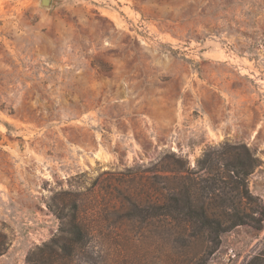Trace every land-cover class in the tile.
I'll list each match as a JSON object with an SVG mask.
<instances>
[{
  "label": "rangeland",
  "instance_id": "obj_1",
  "mask_svg": "<svg viewBox=\"0 0 264 264\" xmlns=\"http://www.w3.org/2000/svg\"><path fill=\"white\" fill-rule=\"evenodd\" d=\"M233 146L259 218L264 0H0V264H248L159 207Z\"/></svg>",
  "mask_w": 264,
  "mask_h": 264
},
{
  "label": "trees",
  "instance_id": "obj_2",
  "mask_svg": "<svg viewBox=\"0 0 264 264\" xmlns=\"http://www.w3.org/2000/svg\"><path fill=\"white\" fill-rule=\"evenodd\" d=\"M228 149L220 154H215L210 149L204 152L196 163L197 172L194 173L204 176L201 181L191 180L188 187L182 185L177 192L172 191L165 204L159 206L167 215L173 213L191 227L206 231L212 241L217 240L222 232L238 226L248 225L259 230L264 221L263 212L258 213L259 218L250 214L252 200L246 187V178L259 166V161L245 146H233ZM226 151L231 152V160H222L223 171L227 172V177L223 179L213 167L219 163L215 157L221 161ZM198 192L200 199L197 197ZM71 229H74L73 224ZM263 262L264 254H261L253 257L248 264Z\"/></svg>",
  "mask_w": 264,
  "mask_h": 264
},
{
  "label": "water",
  "instance_id": "obj_3",
  "mask_svg": "<svg viewBox=\"0 0 264 264\" xmlns=\"http://www.w3.org/2000/svg\"><path fill=\"white\" fill-rule=\"evenodd\" d=\"M49 3H50V0H41V4H42L43 6H45V5H49Z\"/></svg>",
  "mask_w": 264,
  "mask_h": 264
}]
</instances>
